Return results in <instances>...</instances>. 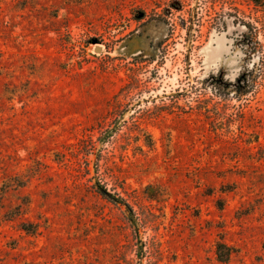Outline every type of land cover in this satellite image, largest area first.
<instances>
[{
	"label": "rangeland",
	"instance_id": "374dc122",
	"mask_svg": "<svg viewBox=\"0 0 264 264\" xmlns=\"http://www.w3.org/2000/svg\"><path fill=\"white\" fill-rule=\"evenodd\" d=\"M0 195V264H264V0H0Z\"/></svg>",
	"mask_w": 264,
	"mask_h": 264
},
{
	"label": "trees",
	"instance_id": "16d2710c",
	"mask_svg": "<svg viewBox=\"0 0 264 264\" xmlns=\"http://www.w3.org/2000/svg\"><path fill=\"white\" fill-rule=\"evenodd\" d=\"M239 23L241 26H243L246 29V32H244L241 36H239V39H238L239 46L240 47L242 46L243 50H246L245 54L248 56L249 59L254 57V56L257 57V55H259V53H260V49H259V44H258L257 40L254 38L253 30L251 29L250 26H248L243 21H239ZM259 69H260V66L258 68V71H259ZM248 75H249L248 71L243 72L241 79H245V77H248ZM242 87H243V85L239 86V89H241ZM18 186H20V185H18ZM94 190L97 194H99L101 197H103L105 200H107L110 204L115 205L118 208H123L125 212L127 209L130 213L133 214L129 205L118 194L109 193L103 185H97L94 188ZM1 191L4 193V191H5L4 188ZM0 203H1V195H0ZM221 246H223V245H219V248H221ZM228 256H229V250L227 249L224 257H222L221 253H219V255H218L219 259L218 260L221 262H226L228 260Z\"/></svg>",
	"mask_w": 264,
	"mask_h": 264
},
{
	"label": "water",
	"instance_id": "95a60500",
	"mask_svg": "<svg viewBox=\"0 0 264 264\" xmlns=\"http://www.w3.org/2000/svg\"><path fill=\"white\" fill-rule=\"evenodd\" d=\"M95 51H96V52H100V51H101V49H100V48H98V47H96V48H95Z\"/></svg>",
	"mask_w": 264,
	"mask_h": 264
}]
</instances>
